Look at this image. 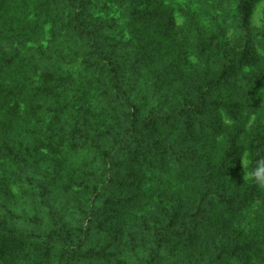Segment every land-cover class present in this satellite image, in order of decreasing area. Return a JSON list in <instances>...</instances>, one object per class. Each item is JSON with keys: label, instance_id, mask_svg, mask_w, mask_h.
Masks as SVG:
<instances>
[{"label": "trees", "instance_id": "obj_1", "mask_svg": "<svg viewBox=\"0 0 264 264\" xmlns=\"http://www.w3.org/2000/svg\"><path fill=\"white\" fill-rule=\"evenodd\" d=\"M22 1L29 26L0 25V264H264V219L246 221L264 218L250 175L264 159V120L249 139L201 136L217 130L208 106L235 119L248 90L264 92V38L236 26L246 44L218 68L206 49L221 20L235 23L256 0H197L205 9L184 10L185 30L158 28L156 51L148 21H176L163 0H60L46 45L43 9ZM226 6L232 14L213 10ZM57 15L67 17L59 32ZM14 188L21 213L8 207Z\"/></svg>", "mask_w": 264, "mask_h": 264}, {"label": "rangeland", "instance_id": "obj_2", "mask_svg": "<svg viewBox=\"0 0 264 264\" xmlns=\"http://www.w3.org/2000/svg\"><path fill=\"white\" fill-rule=\"evenodd\" d=\"M36 0V2L33 4L34 9H43V12L45 13L42 14L44 18L42 19L43 22V29H45V36H43L39 42L42 45H46L48 42L49 38V29L51 26V23L48 20V13L50 9L55 7V5L58 3L60 0ZM165 4H167L170 7V16H174L176 21H168L165 25H162L161 23H158L155 20H152V18L148 21L151 30L147 34V37L149 40H152L153 42V50H157L160 47H164L165 39L162 37L158 36L159 32H157L159 27H162L163 29L167 28H172L174 26H180L183 28V30L186 29V26L184 24V20L186 18V14L184 12H194V13H203L204 7L201 5L200 2L197 0H163ZM6 3H10L6 4ZM50 3V4H49ZM55 3V4H54ZM6 5V6H5ZM53 5V6H51ZM159 3H152L148 8L152 9L155 13V9L158 7ZM32 7L31 4L26 3L25 1L22 0H6L4 2H1L0 5V25H17L19 26H29L28 19L30 15L28 14V9ZM225 7V6H224ZM32 10V9H29ZM216 13H223L227 12L232 14V11H230V7L226 6V9H222V7H218L216 10L213 9ZM61 12L64 14L67 13V10L64 9V12L61 10ZM35 13H31L33 15ZM58 17V15H57ZM60 17V16H59ZM57 18L55 23V30L59 32L62 31V20H65L67 17H60ZM234 18H230V21H232ZM235 23H229V24H224V21L221 20L220 23L223 26L221 29L220 33H218L217 39H214L213 37L210 38L207 41L206 44V49L208 50L207 56L209 58V65L215 66L218 68V62L221 60L224 56V54H234L236 55L239 51H241L243 45L246 44L247 36L245 33L235 31L234 28L236 26H240L242 24L245 25V27L250 31V35L254 36L256 38H264V3H262V0H256L254 1L251 6L246 10L245 14L242 16L237 15L235 16ZM226 22V21H225ZM180 36V33L177 31L176 33L173 34V36L170 38V43L173 42H178L177 37ZM71 47L73 49H76L77 42L72 41L71 42ZM252 46L254 48L258 47L257 39L253 40ZM259 53H264V49H260ZM192 55V54H191ZM190 56V63L194 60V57ZM48 57H51L50 55ZM231 57V56H230ZM1 59V58H0ZM223 61V60H221ZM227 63V61H225ZM1 63V60H0ZM48 65V62H44L42 65V68ZM165 74H168V76L173 77L176 79L178 76L175 73L174 69V63H172L168 68H164ZM5 71L4 68H0V75ZM228 81L223 82V85L221 86V94H225L227 88ZM263 89L260 86L255 87V95L254 98H259V95H263ZM244 99L247 101V106L242 108V106H239L237 108L236 113H238V116L233 119V117L230 115L229 112L226 111V106H220L219 103H214L210 106H208L207 110V115H206V121L208 125L216 123L217 130H211L210 131H203L201 133V136L206 137L207 134L219 132V139L218 141L222 144L225 142L226 138H229V133L232 134L233 136H236L239 140L246 139V136H248L247 139L252 135L253 137L256 135L255 133L252 132V127L255 125L256 126V120L262 119L264 120V103L263 106L260 108H254V98L250 96V90H248L244 95ZM264 96V95H263ZM252 104V105H251ZM233 121L237 123V125H234ZM213 122V123H212ZM244 131H243V129ZM252 129V130H251ZM244 133V134H242ZM252 133V134H251ZM257 133V132H256ZM231 135V136H232ZM192 139L195 137H191ZM248 141V140H247ZM205 141H201V148L205 147L204 144ZM247 146V145H246ZM224 148H217L213 146V149L210 150V153L215 154L218 157L223 158L225 156L224 154ZM206 153V152H205ZM201 158V167L200 170H204L206 167V164H204V156ZM198 173V172H196ZM200 173V172H199ZM195 175V174H194ZM27 186L28 182H24L22 186ZM12 192L15 194V197L12 199V204L8 205L9 208L14 209L16 212L21 213L22 209L20 208L23 206L24 199L26 198L25 195L23 194V190L21 188H14ZM5 199V198H4ZM0 210L1 211H7L5 210L7 207L3 206V203L0 202ZM235 211L234 208L231 209V214ZM32 212V211H29ZM258 220V219H264L261 216H258L256 214H250V217L246 219V221L250 220ZM214 224L216 223L215 220H213ZM84 262H82L83 264Z\"/></svg>", "mask_w": 264, "mask_h": 264}, {"label": "clouds", "instance_id": "obj_3", "mask_svg": "<svg viewBox=\"0 0 264 264\" xmlns=\"http://www.w3.org/2000/svg\"><path fill=\"white\" fill-rule=\"evenodd\" d=\"M262 3H264V0H262ZM246 156L247 154H245V156L242 158V163L244 168L247 162ZM246 175H248V173H246ZM250 175L260 188H264V159H261L256 162V166L253 169V171L250 173Z\"/></svg>", "mask_w": 264, "mask_h": 264}]
</instances>
